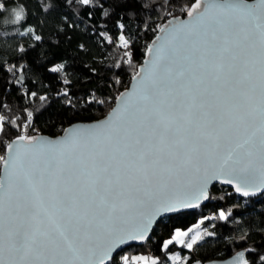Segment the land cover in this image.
I'll return each instance as SVG.
<instances>
[{
	"label": "snow or ice",
	"instance_id": "1",
	"mask_svg": "<svg viewBox=\"0 0 264 264\" xmlns=\"http://www.w3.org/2000/svg\"><path fill=\"white\" fill-rule=\"evenodd\" d=\"M200 5L155 52L148 48L153 59L137 92L104 122L59 141L20 135L15 149L6 145L0 253L7 264H105L139 208L170 209L164 201L182 178L214 159L238 169L243 184L264 188V0H209L196 13ZM236 191L250 194L239 184ZM135 227L145 239L147 222ZM186 235L174 238L184 243ZM246 251L252 258L238 252L234 264H264V254Z\"/></svg>",
	"mask_w": 264,
	"mask_h": 264
},
{
	"label": "trees",
	"instance_id": "2",
	"mask_svg": "<svg viewBox=\"0 0 264 264\" xmlns=\"http://www.w3.org/2000/svg\"><path fill=\"white\" fill-rule=\"evenodd\" d=\"M0 2L5 4L0 9V156L4 157L6 144L14 137H53L75 122L104 117L128 89L159 27L172 16H184L196 0ZM209 191L206 204L163 217L144 245L126 246L110 264H129L125 255L130 259L138 254L154 256L152 264H203L249 248L264 254V193L239 197L218 184ZM221 212L226 218L220 217ZM197 223L202 239L192 248L175 241L165 247L176 230ZM247 256L252 258L248 252Z\"/></svg>",
	"mask_w": 264,
	"mask_h": 264
},
{
	"label": "water",
	"instance_id": "3",
	"mask_svg": "<svg viewBox=\"0 0 264 264\" xmlns=\"http://www.w3.org/2000/svg\"><path fill=\"white\" fill-rule=\"evenodd\" d=\"M246 2L254 3L255 0H246ZM208 6H209V0H201L200 8L196 10V13L205 12V10L208 9ZM188 12L184 16L181 15L172 16L171 18H169V20L166 23L161 25L159 27L160 28L159 31L152 39L151 43L148 45V48L152 47L153 51L155 52V49L159 47L162 43H164V37L166 36L169 29L173 25H177L181 21H188L191 19L188 16ZM196 13H194V15ZM158 37H160V39H157ZM152 59H153V55L147 52V56L143 59L142 61L143 63L139 65L138 70L136 72L137 74L139 73V75L135 74L131 78L128 89L118 95L117 99L114 102V105L104 117L99 118L95 121L75 122L67 126L64 129V133L53 137L46 134H38L31 137L42 138L44 140L59 141L74 128L89 127V126H94L99 122H104L105 118L111 115L113 109L120 108L123 98L134 96V94L138 90V81L140 77L144 75V73L141 72V68L149 67V62ZM16 143L18 142L16 141V137H14L13 139L9 140V142L6 145L12 144L13 149H15ZM3 156L5 160L9 158L6 148ZM37 162L39 163L38 159ZM0 167H1L0 177H5L6 169L3 161H1ZM232 167H233L232 165H228V166L222 165L220 160L214 159L208 161L206 164L201 166L198 172H194L182 178L178 186L168 194V198L164 201V204L170 205V209L162 206L159 202L152 203L139 208L137 212L134 214L129 224L124 227L123 231L116 234L118 238L115 240V243L111 245V252L109 254V257L105 260V264H110L114 256L118 252L123 250L126 246L144 245L146 241L149 239V236L153 231V229L155 228L156 224L163 217H166L167 215L178 214V212H182V211L199 209L201 205L206 204L209 199V193H210L209 190L211 186L215 184H218L220 186L222 185L229 188L230 190H233L235 195L239 197H243L245 195L243 194V191L240 192L236 191V187L238 184L241 186L242 189L249 191L250 194L248 196L250 197L259 196L264 193V188H260L259 190H256L255 187H249L248 185L243 184L241 181L240 171L238 169L237 171H232ZM228 180H231L232 183H227L226 181ZM145 221L147 222V230L144 233L146 238L140 239L139 235L137 234V229L135 225L139 223H143ZM238 252H244L245 258L249 259L247 256L246 249H241L235 252V254L231 255L230 257L224 258L223 260L213 259L211 261H206L203 264H234V261L239 259L236 256ZM0 259L4 260L7 264V261L10 258L7 255V253L4 252V253H0Z\"/></svg>",
	"mask_w": 264,
	"mask_h": 264
},
{
	"label": "rangeland",
	"instance_id": "4",
	"mask_svg": "<svg viewBox=\"0 0 264 264\" xmlns=\"http://www.w3.org/2000/svg\"><path fill=\"white\" fill-rule=\"evenodd\" d=\"M195 5V4H194ZM193 7V6H192ZM191 7V9H192ZM190 9V10H191ZM189 10V11H190ZM197 10V9H196ZM0 127H1V123H0ZM199 225L198 223L197 224H193L192 226H190L188 229H178L174 232V234L171 236V238L168 239L169 240H172V241H175L178 245L180 244V242L178 240H176L174 237L176 236V233L179 231V232H185L187 233L186 236L182 237V239L184 240V244L185 246H187L188 243H191L192 241V238L195 237V236H199L201 237V232H202V229L199 230ZM183 244V243H182ZM129 257H127L125 255L124 257V261L125 262H129V264H152L153 262H155V257L150 255V254H138L136 256H133L132 258L128 259Z\"/></svg>",
	"mask_w": 264,
	"mask_h": 264
}]
</instances>
